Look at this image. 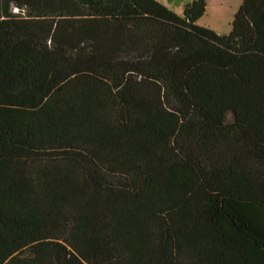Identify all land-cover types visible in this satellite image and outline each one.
Segmentation results:
<instances>
[{"label":"trees","instance_id":"1","mask_svg":"<svg viewBox=\"0 0 264 264\" xmlns=\"http://www.w3.org/2000/svg\"><path fill=\"white\" fill-rule=\"evenodd\" d=\"M206 8L0 0V264H264V0Z\"/></svg>","mask_w":264,"mask_h":264},{"label":"rangeland","instance_id":"2","mask_svg":"<svg viewBox=\"0 0 264 264\" xmlns=\"http://www.w3.org/2000/svg\"><path fill=\"white\" fill-rule=\"evenodd\" d=\"M240 6L241 0H207L206 13L198 25L208 27L220 35H229L235 17L233 12L237 14Z\"/></svg>","mask_w":264,"mask_h":264},{"label":"crops","instance_id":"3","mask_svg":"<svg viewBox=\"0 0 264 264\" xmlns=\"http://www.w3.org/2000/svg\"><path fill=\"white\" fill-rule=\"evenodd\" d=\"M164 6H166L171 11L175 12L176 14L182 16L185 8L188 4L192 3L195 0H157ZM233 16L236 15V12H233Z\"/></svg>","mask_w":264,"mask_h":264},{"label":"built area","instance_id":"4","mask_svg":"<svg viewBox=\"0 0 264 264\" xmlns=\"http://www.w3.org/2000/svg\"><path fill=\"white\" fill-rule=\"evenodd\" d=\"M14 12H18V10L17 9H14Z\"/></svg>","mask_w":264,"mask_h":264}]
</instances>
